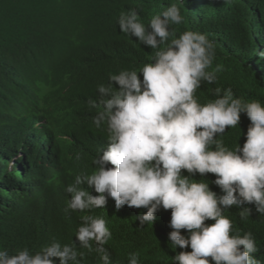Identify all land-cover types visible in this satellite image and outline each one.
<instances>
[{
    "label": "trees",
    "instance_id": "obj_1",
    "mask_svg": "<svg viewBox=\"0 0 264 264\" xmlns=\"http://www.w3.org/2000/svg\"><path fill=\"white\" fill-rule=\"evenodd\" d=\"M212 2L0 0V263L264 264V0ZM128 12L140 17L119 27ZM164 43L189 81L169 80L168 66L165 84L148 83ZM82 94L106 104L85 125ZM29 113L47 118L62 163L47 193L11 210L18 184L1 158ZM93 133L130 159L117 190L84 159ZM162 188L176 203L142 216L140 205L168 199Z\"/></svg>",
    "mask_w": 264,
    "mask_h": 264
},
{
    "label": "clouds",
    "instance_id": "obj_2",
    "mask_svg": "<svg viewBox=\"0 0 264 264\" xmlns=\"http://www.w3.org/2000/svg\"><path fill=\"white\" fill-rule=\"evenodd\" d=\"M189 7H199L205 0H187ZM212 2V0H211ZM213 4H226V2L219 1L218 3L212 2ZM227 7L226 5L216 7V9H222ZM139 16L138 12H128L122 18L117 19L119 22V27L123 28L127 20L131 19V16ZM140 17V16H139ZM142 22L152 31L155 28L162 30L160 23L162 21H157L155 17H150L148 19L144 18L141 14ZM163 37V42H165L164 34L160 33ZM160 35V36H161ZM159 36V37H160ZM168 36V35H167ZM161 37V38H162ZM138 42L143 41L140 39L138 34L133 38ZM167 39V38H166ZM170 43L165 47V43L157 52L158 55L154 61L150 63V67H146L144 71L146 75L151 76L152 78L148 83L152 84L153 78L156 77L160 80L161 83L165 84L167 82L166 72L167 67L169 66L172 72L176 75L169 76L171 78L179 79L182 82L189 81L190 78L187 77L186 72H183L181 67H175L172 64H180L177 53L175 50L170 48ZM165 47V48H164ZM156 52V53H157ZM264 57V54H263ZM164 59V60H163ZM88 60L93 66L97 69H101L102 64L95 55L88 54ZM139 66V65H138ZM137 66V67H138ZM180 68V70H178ZM139 69V68H137ZM156 73V74H155ZM179 76V77H178ZM111 82V81H109ZM150 87L147 85L145 88ZM103 99L97 94L87 96V95H78L74 97V117L78 118L80 124H86L88 118L93 113L97 106L100 107V110L106 105L101 104L100 100ZM99 110V111H100ZM141 116V113H138ZM126 117L124 114L122 118ZM25 125L22 129L17 131V140H19L18 146H15L14 149L5 157H2L4 165L6 166V171L10 172L14 179L17 181L18 188L16 192L11 193L12 202L8 203L7 206L11 210L21 209L26 206H30L32 200L41 194L47 193V186L49 182H46L44 179H53L56 176V173L61 167V156L59 154L52 153V150L55 146L56 134L52 128L48 125V120L46 117H43L38 114H31L24 116ZM144 124V123H143ZM142 124V125H143ZM166 134H176L179 133V130L176 128H165ZM16 136V135H15ZM63 136V135H62ZM92 140L83 146L82 153H84V159L89 165L90 163L94 166L96 174L99 176V172L102 174L103 186H106L108 189L117 190L120 188V183L125 182L124 178L130 179L133 174V169L130 168L128 162L130 161L129 157L124 152V148L118 144H113L108 138L107 140L103 137H99L97 133H93L91 136ZM67 145H79V140L71 141ZM123 148V149H122ZM57 149V148H56ZM164 149V148H163ZM58 150V149H57ZM30 156V160L27 161L26 157ZM13 164H12V163ZM26 170L29 171V176L27 177V182L22 183L23 178L26 177ZM40 171V174L38 173ZM77 175L74 180V185H77L78 181L85 180L87 175ZM44 180V181H43ZM158 184L154 185V189L160 187ZM161 192L165 195V198L162 199L159 194L158 197L154 198L152 203L146 204L145 206L140 205V210L142 216L150 215L153 212L154 207L160 209L161 214H167L166 208L172 206L175 200H171L172 196L175 194L166 191L165 189H160ZM0 264H5L3 261ZM35 264H59L54 261H38ZM135 264V263H134Z\"/></svg>",
    "mask_w": 264,
    "mask_h": 264
},
{
    "label": "bare ground",
    "instance_id": "obj_3",
    "mask_svg": "<svg viewBox=\"0 0 264 264\" xmlns=\"http://www.w3.org/2000/svg\"><path fill=\"white\" fill-rule=\"evenodd\" d=\"M12 163V162H11ZM13 164V163H12ZM138 209V208H137ZM138 210H140V209H138Z\"/></svg>",
    "mask_w": 264,
    "mask_h": 264
}]
</instances>
